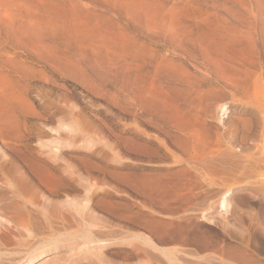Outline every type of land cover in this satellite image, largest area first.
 <instances>
[{
  "label": "rangeland",
  "instance_id": "rangeland-1",
  "mask_svg": "<svg viewBox=\"0 0 264 264\" xmlns=\"http://www.w3.org/2000/svg\"><path fill=\"white\" fill-rule=\"evenodd\" d=\"M68 1L142 59L83 45ZM126 6L0 0V168L32 176L0 264H264V0ZM7 188L0 172V204Z\"/></svg>",
  "mask_w": 264,
  "mask_h": 264
},
{
  "label": "bare ground",
  "instance_id": "bare-ground-1",
  "mask_svg": "<svg viewBox=\"0 0 264 264\" xmlns=\"http://www.w3.org/2000/svg\"><path fill=\"white\" fill-rule=\"evenodd\" d=\"M134 1V3L135 4H137V5H140V4H142V0H133ZM228 1V0H227ZM70 4V8H72L71 10H72V12L73 13H71L70 14V17H68V20H66L65 22H64V24H62V27H64V28H66L68 31H76V32H79V33H82L84 36H82L83 38L81 39H79V40H82V43H83V45L84 44H86L87 46H89L90 48H92V50L93 49H95L97 46L99 47V44L101 45V46H103L104 48H109V46L110 45H114L113 47L114 48H116L115 49V52H116V54L114 55L115 56V61H116V64L117 63H123V66H125V69L126 70H128L129 71V69H130V66H131V64L129 63V61L130 60H134V61H136V62H138L139 60H141L140 59V57L138 56V54H137V52H136V50L137 49H139L138 48V46H139V44L136 42V41H134V40H132V38L131 37H129L127 34H126V32L125 31H123V30H121V31H119V33H118V37L115 39V41H113L114 43H112L111 44V42L108 40V39H110L108 36H107V38L108 39H106V36H105V34L103 35L102 34V31H99L100 29L99 28H96V25H93L92 23H91V21H89V20H87L86 18H81V17H79L78 16V13L76 12L77 11V9L79 10V11H82V10H80L81 9V7L82 6H79L77 3H74V2H72V1H68ZM134 3H132V1H129V0H125V5H127L126 6V15L127 16H131V15H134V10H135V8H132L131 9V6L134 4ZM132 4V5H131ZM74 9H76L75 10V12L77 13V15H75L74 14ZM82 9H83V7H82ZM83 11H84V9H83ZM82 13V12H81ZM74 14V15H73ZM1 29V28H0ZM102 30V29H101ZM104 33V32H103ZM237 37V36H236ZM184 39V38H183ZM110 40H112V39H110ZM183 41V40H182ZM205 41V40H204ZM208 41V43L209 44H207V43H205L204 42V44H205V47H206V44L208 45V47H209V45L210 44H213V42H211V41H213L212 39H208L207 40ZM211 43H210V42ZM110 42V43H109ZM173 44H174V46L175 47H178L177 49H179L180 47H181V40H177V41H175L174 40V42H172ZM220 43V42H219ZM111 46V47H112ZM195 46V45H194ZM124 47H129L128 49H127V51H122L121 49L123 48V49H125ZM228 47V46H227ZM111 49V48H110ZM102 50V49H101ZM207 50V49H206ZM235 50V49H234ZM185 51V50H184ZM202 51V50H201ZM148 53H149V51H147ZM151 52V51H150ZM179 52V51H178ZM181 52V51H180ZM201 53V52H200ZM204 53V52H203ZM209 53V52H208ZM151 54V53H150ZM184 54V53H183ZM151 56H152V54H151ZM154 56V55H153ZM193 56V55H192ZM105 59L106 58H108V57H104ZM109 59V58H108ZM107 59V60H108ZM104 62H106V60H104ZM68 63L69 64H71V66L72 65H75V67L77 66L78 67V71L75 73V75L77 76V79H79L80 81H84V83L86 82V84L88 83V85L90 84H92V82H91V79L87 76V74L85 73V71H83V69H81V65L82 64H80V62L78 63V61L77 62H73V61H71V62H69L68 61ZM109 63V62H108ZM80 64V65H79ZM106 64H107V62H106ZM105 64V65H106ZM160 63H158L157 64V66L159 65ZM162 64H163V66H165V65H167L168 63H166L164 60L162 61ZM110 65V64H109ZM119 65V64H118ZM122 65V64H121ZM239 65V64H238ZM107 66H108V64H107ZM159 67V66H158ZM126 72V71H125ZM70 73H73L72 71L70 72ZM74 75V74H73ZM123 75V74H122ZM127 76V75H126ZM196 81H195V83H196V89H197V91H198V89H199V87L201 86V84H200V80L196 77V79H195ZM124 87H126L127 89H130V87H129V85H125ZM123 87V88H124ZM141 93H142V91H141ZM144 93V92H143ZM144 95V94H143ZM150 99V98H149ZM225 109H226V107H224V106H221L220 107V110L221 111H223V112H221V113H226V111H225ZM252 111V110H251ZM223 115V114H222ZM222 119V118H221ZM222 122V121H221ZM231 124V123H230ZM225 126V125H224ZM230 126V125H229ZM229 126H227V127H229ZM2 132V131H1ZM190 138V137H189ZM194 141L197 143L198 142V133L196 132L195 133V135H194ZM222 147V146H221ZM223 152V151H222ZM225 157V156H224ZM220 158V157H219ZM207 159V158H206ZM210 159V158H209ZM215 159V158H214ZM222 159V158H221ZM211 160V159H210ZM203 161V160H202ZM209 162V161H208ZM239 162V161H238ZM201 163V162H200ZM210 163V162H209ZM206 164H208V163H206ZM34 165V164H33ZM35 168H36V165L34 166ZM33 166L32 167H30V168H34ZM200 167V166H199ZM207 167V166H206ZM30 168H29V170H30ZM38 168V169H37ZM36 169L37 170H40V171H45V173H46V171H47V169H45V168H43V167H37ZM23 168H20V167H18V166H14V167H11V170L10 169H8V171H9V173H10V171H12V173H13V176L14 177H10V175H7V173H6V168L5 167H2V168H0V172H1V174H3L4 175V177H5V179L7 180V185H9V187L10 188H7V191H9V193H12L13 194V196L11 197V202L12 203H10V204H7V203H4V204H0V215L2 214V218H4V219H2L1 221H0V230H2V229H8V230H11V229H15L16 227H28V226H30V224H31V221H30V214H31V212L32 211H30L29 212V209H28V204L25 202V198H24V196H22V194L20 193V191H21V188L23 187L22 185H28L30 182H31V179H32V176H31V174H25V173H27V172H24L23 170L25 169H23ZM243 169V168H242ZM34 170V169H33ZM28 171V170H27ZM32 171V170H31ZM48 172V171H47ZM237 172V171H236ZM28 173H29V171H28ZM198 176V175H197ZM17 179H16V178ZM194 178V177H193ZM18 204V205H17ZM20 205V206H19ZM18 206L19 207H21V209L20 210H18L19 208H18ZM62 207V206H61ZM222 209H226V206H225V203L223 202L222 203ZM41 208V207H40ZM43 209V208H42ZM41 209V210H42ZM40 209H37V211H39ZM43 210H45V209H43ZM62 211V210H61ZM4 214H3V213ZM20 215V214H23V215H27V219L24 221L23 219H19L18 218V216L17 215ZM42 214V213H41ZM1 219V218H0ZM4 220H6L7 221V223H8V225L10 226H8L7 227V225L5 224V223H3L4 222ZM3 221V222H2ZM17 229V228H16ZM16 232V231H15ZM30 236V235H29ZM34 237H36V236H34ZM29 238H31V237H29ZM25 240V239H24ZM78 245V244H77ZM87 248V247H86ZM84 251H85V249H83ZM90 250V249H89ZM88 251V250H87ZM95 251V250H94ZM86 252V251H85ZM89 252V251H88ZM91 252H93V250H91ZM98 252V251H97ZM100 253V252H99ZM77 254V253H76ZM88 254V253H87ZM86 254V255H87ZM85 255V254H84ZM93 255H95L94 253H93ZM97 255H98V253H97ZM76 256V255H75ZM80 257V256H79ZM82 257H83V255H82ZM99 257V256H98ZM101 257V256H100ZM99 257V258H100ZM103 257V256H102Z\"/></svg>",
  "mask_w": 264,
  "mask_h": 264
},
{
  "label": "crops",
  "instance_id": "crops-1",
  "mask_svg": "<svg viewBox=\"0 0 264 264\" xmlns=\"http://www.w3.org/2000/svg\"><path fill=\"white\" fill-rule=\"evenodd\" d=\"M198 205V204H197ZM183 207V206H182ZM185 207V206H184ZM186 240H183L182 242H181V244H183V246H188L186 243Z\"/></svg>",
  "mask_w": 264,
  "mask_h": 264
}]
</instances>
